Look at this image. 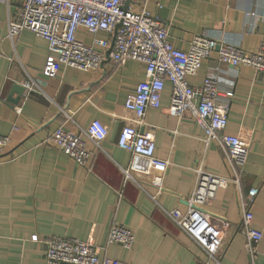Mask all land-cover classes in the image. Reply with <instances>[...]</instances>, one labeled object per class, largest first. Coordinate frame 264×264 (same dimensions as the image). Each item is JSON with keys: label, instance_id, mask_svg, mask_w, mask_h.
Returning a JSON list of instances; mask_svg holds the SVG:
<instances>
[{"label": "crops", "instance_id": "obj_1", "mask_svg": "<svg viewBox=\"0 0 264 264\" xmlns=\"http://www.w3.org/2000/svg\"><path fill=\"white\" fill-rule=\"evenodd\" d=\"M129 3L159 15L168 25L172 44L180 49H188L196 35L247 50L259 49L264 40V0ZM20 6L21 0L10 4L0 0V134L11 137L8 158L0 160V264H46L44 240L51 236L91 240L101 257L115 258L119 264L207 260L205 251L169 211H186L197 166L233 177L222 146L215 141L206 144L204 131L194 119L168 112L172 87L166 82L161 107L147 109L141 128L154 132L156 155L171 164L166 170L136 166L126 176L131 153L117 140L123 126L134 120L125 100L144 79L145 63L128 59L115 64L108 54L110 47L98 69L64 64L57 70L47 68V39L29 29L9 35L8 20ZM78 37L91 44L94 35L80 28ZM207 76L220 78L223 91H233L227 131L250 142L240 184L220 187L206 205L211 214L229 222L221 264H264V73L221 62L214 51L188 81L200 85ZM15 83L23 84L25 90L18 102L11 103L7 98ZM94 118L107 124L109 133L99 146L83 135L93 151L85 164L49 143L58 126L86 129ZM157 176L163 178L161 191L151 181ZM251 187L259 188L250 204L252 223L263 232L255 260L241 232L243 197ZM114 224L134 231L131 247L108 241ZM33 234L41 240H32Z\"/></svg>", "mask_w": 264, "mask_h": 264}, {"label": "built area", "instance_id": "obj_2", "mask_svg": "<svg viewBox=\"0 0 264 264\" xmlns=\"http://www.w3.org/2000/svg\"><path fill=\"white\" fill-rule=\"evenodd\" d=\"M8 4L12 0H5ZM127 0H21V6L8 20L9 35L29 29L48 40L47 68L57 70L61 64L81 70L98 69L109 57L115 64L128 59L145 63L146 73L136 88L127 95L125 107L134 114V120L121 129L117 144L131 153L126 176L136 166L166 170L171 162L156 155L155 135L141 128L149 107H161V95L166 82L172 87L170 114L194 119L204 131L206 144L215 141L226 154L233 177L195 168L196 180L188 198L186 211L173 208L171 218L202 248L207 260L197 259L189 264H221L224 247V230L229 222L222 216L211 214L206 205L215 198L220 187L241 182L242 167L246 162L250 142L238 134L227 131L228 110L233 91L221 89L220 78L207 76L200 85H192L189 75L199 71L204 59L216 51L218 60L232 66L247 65L264 73V40L259 49L247 50L239 45L209 36L196 35L188 49L175 47L168 36V25L147 8H132ZM84 28L94 37L91 44L78 37ZM100 33L108 34L107 37ZM109 133L101 119L94 118L86 129H66L58 126L48 138L49 143L61 149L77 163L85 164L93 151L87 145L86 134L98 146ZM11 143L9 135L0 134V160L8 158L6 149ZM152 183L163 189L162 176ZM259 188L251 187L243 197L244 211L241 232L246 239V249L255 260L257 244L263 232L253 223L250 204ZM155 196V195H154ZM155 198V197H154ZM32 240H41L38 234ZM134 231L122 224L111 226L108 241L131 247ZM46 264H119L109 256L101 257L91 240L51 236L44 240ZM253 260V262H254Z\"/></svg>", "mask_w": 264, "mask_h": 264}, {"label": "water", "instance_id": "obj_3", "mask_svg": "<svg viewBox=\"0 0 264 264\" xmlns=\"http://www.w3.org/2000/svg\"><path fill=\"white\" fill-rule=\"evenodd\" d=\"M130 0H127L125 3V8H127V5L129 4ZM111 49V48H110ZM110 49L108 52H110ZM25 87L23 84L15 83L12 87V90L10 92V95L8 96V101L11 103H16L20 99L21 95L24 93ZM16 92L17 96L13 97V93Z\"/></svg>", "mask_w": 264, "mask_h": 264}]
</instances>
